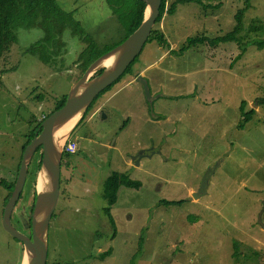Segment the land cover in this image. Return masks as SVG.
<instances>
[{
	"label": "rangeland",
	"instance_id": "obj_1",
	"mask_svg": "<svg viewBox=\"0 0 264 264\" xmlns=\"http://www.w3.org/2000/svg\"><path fill=\"white\" fill-rule=\"evenodd\" d=\"M55 1L100 53L122 41L118 17L129 0ZM244 9L247 0H222L218 10L179 4L154 28L170 50L146 44L132 73L75 128L67 142L77 143L78 151L60 163L48 264H264V50L249 44L239 61L242 51L234 44L180 53L188 39L232 31ZM244 20L246 29L255 20L264 24V0H249ZM57 31L17 29L16 43L0 59V180L6 184L16 181L27 134L83 75L78 60L87 51L85 39L70 25ZM263 38L251 35L249 43ZM43 41L47 64L27 52ZM243 102L255 114L240 130ZM41 158V152L32 157L11 216L23 235L17 216L31 217ZM209 169L205 193L194 200ZM114 172L142 187L120 188L113 239L104 182ZM7 196L0 186V264H22V245L1 226ZM163 201L184 205L166 208ZM235 241L242 256L250 250L260 258L236 259Z\"/></svg>",
	"mask_w": 264,
	"mask_h": 264
},
{
	"label": "trees",
	"instance_id": "obj_2",
	"mask_svg": "<svg viewBox=\"0 0 264 264\" xmlns=\"http://www.w3.org/2000/svg\"><path fill=\"white\" fill-rule=\"evenodd\" d=\"M169 1L170 0H162L161 11H160L161 14L156 23V27L160 25L165 15L174 16L177 12V6L179 4L195 3L201 6L202 9L204 10L207 9L218 10L222 2V0H176L171 3H169ZM248 4H249V0H247V9L240 10L235 16L236 24L232 31L226 33L223 36L215 37V38H209L205 35H202L192 39H188L180 53L183 54L184 52L196 49L199 46H207L211 49H217L218 47L223 45L234 44L237 45L239 49L242 51L241 55L238 56L235 60V61H239L243 59L245 55L244 48L247 47L249 44L255 46L257 48V51L259 52L264 50V38L263 40L260 41L258 40L249 43V37L251 35H257L260 37L264 36V24L259 20H255L252 21L251 24L246 29L244 24L245 21L244 16L248 10ZM123 10L125 11L123 16L118 17L119 26L124 33V37L122 41L117 46L108 48L104 52L100 53L96 45L90 39H88L85 34H83L84 32L82 31L81 26L77 22L72 21V18L68 17L67 14L63 13L59 9V6L57 5L55 0H0V59L6 52H9L10 47L16 43L15 31L17 29L24 28L30 30L33 28L42 27L49 34L55 29H58L56 34L61 35V33H63V29L67 25H70L72 26L74 33L82 36L88 45L87 51L81 54L78 60V65H79L78 67L82 68V74H84L85 71L88 69V67L94 61H96L102 55H105L110 51H112L113 49H115L116 47H118L131 34H133L134 31H137L145 19L146 5L145 3L139 0H129L123 5ZM44 41L42 43L35 44L27 52L32 53L33 55H37L39 59H41L47 64L49 62V55L48 53H46V50L43 48L44 44H46ZM150 42H156L161 48L170 50L169 43L166 40L164 34L160 30L157 29L153 30L152 35L147 44H149ZM136 60H134L129 65V67L126 69L124 74L118 79V81L115 84H113L107 90L102 92L96 98L90 109H88L85 117L94 108V105L96 104L97 100L103 94L110 91L114 87V85H116L125 75L132 73L131 66L133 65L134 62H136ZM101 72L102 70L99 71L96 75H99ZM0 83H1V78H0ZM65 99H66V95L62 96L59 100H57V102H55L53 111L45 115L46 118H48L54 111L61 109L64 106ZM262 102L264 104V100H262ZM245 107H246V102H243L241 106L242 120L238 125V129L240 130L245 129L246 124L251 121V119L255 114L254 110H250L249 112H246ZM85 117L83 118V120L85 119ZM43 121H37V124L34 125L30 130V132L27 134V136L25 137L26 141L22 146V152L24 148L29 144L31 139L34 137V135L38 132L39 127H41ZM38 152L39 150L36 153ZM69 155L70 154L68 152L63 150L61 161H64L65 158H67ZM41 165H42V158L39 159L38 161V165H37L38 170L36 173H38L39 169H41ZM14 184L15 182L6 184L0 180V186H3L5 189L8 190V196L6 198L4 205H6L8 198L10 197ZM122 187L139 190L142 187V183L140 181L130 179L129 175L126 173H119V172L112 173L105 180L104 200L107 203V208L104 209V215L106 216V218L108 219L110 225L114 230L113 239L116 237V225L112 217V209L118 203L119 190ZM35 195H36V190L34 186V190L32 193L33 204L31 207V212L35 201ZM160 205L166 208L182 207L184 205V202L163 201L160 203ZM240 247H241L240 243L235 241L234 257L239 261L241 257H244L245 262L247 260H250L251 258H252L251 261L252 260L255 261L260 258L259 253L252 252L250 250L248 251V254L246 256H242ZM109 253L110 252H107L104 255H102L101 260H105L106 258H108Z\"/></svg>",
	"mask_w": 264,
	"mask_h": 264
},
{
	"label": "water",
	"instance_id": "obj_3",
	"mask_svg": "<svg viewBox=\"0 0 264 264\" xmlns=\"http://www.w3.org/2000/svg\"><path fill=\"white\" fill-rule=\"evenodd\" d=\"M139 1L146 5L145 19L139 29L88 67L82 77L70 87L64 106L45 118L38 132L22 152L17 178L4 207L1 222L3 231L22 245L26 258V263L22 264H48L50 224L59 200L60 163L64 145L82 122L96 98L115 84L129 65L140 57L152 35L161 14L162 0ZM108 61L111 62L104 67ZM101 70L102 72L96 75ZM139 81L143 84L147 96H150L148 83L143 76H139ZM71 121L74 122L65 136L57 140L55 136L58 130ZM38 150L42 155V165L36 177V195L30 222L23 221L25 230L30 229V236H27L13 228L11 216L22 193L32 157ZM212 172L213 170L209 169L204 175L199 192L193 195L194 200L205 193ZM41 177H44L45 184L43 190L39 191L37 181ZM258 221L260 223L261 217Z\"/></svg>",
	"mask_w": 264,
	"mask_h": 264
},
{
	"label": "bare ground",
	"instance_id": "obj_4",
	"mask_svg": "<svg viewBox=\"0 0 264 264\" xmlns=\"http://www.w3.org/2000/svg\"><path fill=\"white\" fill-rule=\"evenodd\" d=\"M110 62H111V61H108V62L104 65V67L107 66ZM73 122H74V121H71V122H69L66 126H64L63 128L59 129L58 132L56 133L55 138H57V140L62 139V138L65 136V134H66V132L68 131V129L72 126ZM44 184H45V179H44V177L39 178L38 181H37V189H38L39 191L43 190V188H44ZM11 224H12V223H11ZM23 263H26V258H24Z\"/></svg>",
	"mask_w": 264,
	"mask_h": 264
},
{
	"label": "built area",
	"instance_id": "obj_5",
	"mask_svg": "<svg viewBox=\"0 0 264 264\" xmlns=\"http://www.w3.org/2000/svg\"><path fill=\"white\" fill-rule=\"evenodd\" d=\"M46 116H43L41 120L39 121H43L45 120ZM64 151L68 152L69 154H75L76 151H78V144L75 142H70L68 141L63 148Z\"/></svg>",
	"mask_w": 264,
	"mask_h": 264
},
{
	"label": "flooded vegetation",
	"instance_id": "obj_6",
	"mask_svg": "<svg viewBox=\"0 0 264 264\" xmlns=\"http://www.w3.org/2000/svg\"><path fill=\"white\" fill-rule=\"evenodd\" d=\"M33 209V208H32ZM30 212H31V210H30ZM32 213V212H31ZM18 217V223L20 224V226L22 227L23 226V221H24V219L23 218H21L20 216H17ZM28 222H30V219L28 220ZM27 231V236H30V229H27L26 230Z\"/></svg>",
	"mask_w": 264,
	"mask_h": 264
},
{
	"label": "crops",
	"instance_id": "obj_7",
	"mask_svg": "<svg viewBox=\"0 0 264 264\" xmlns=\"http://www.w3.org/2000/svg\"><path fill=\"white\" fill-rule=\"evenodd\" d=\"M21 264V263H20Z\"/></svg>",
	"mask_w": 264,
	"mask_h": 264
}]
</instances>
